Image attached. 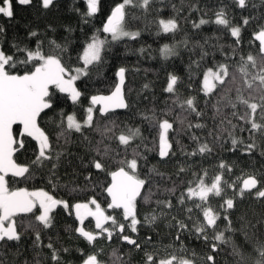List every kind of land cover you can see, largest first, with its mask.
<instances>
[{
  "label": "snow or ice",
  "instance_id": "snow-or-ice-1",
  "mask_svg": "<svg viewBox=\"0 0 264 264\" xmlns=\"http://www.w3.org/2000/svg\"><path fill=\"white\" fill-rule=\"evenodd\" d=\"M84 3V11L73 8L81 32L103 7L102 0ZM55 4L56 0H0V16L11 21L17 7L38 6L45 13ZM155 4L156 0H117L102 27L95 28L91 36L85 34L82 54L75 62L71 53L75 50L76 29L71 25L64 27L66 35L59 40L48 35L55 31L48 24L43 32L28 26L23 39L16 38L7 47L0 44V264H133V253L142 254L136 264H197V258L202 264H219L222 253L232 264H264V216L255 222L246 216L233 219L238 200L247 196L264 202V172L231 180L235 165L223 158L212 175L208 168L178 164L173 179L172 174L155 165L148 168L149 153L158 158V164H166L177 156V149L187 161L212 155L217 144L251 156L257 150V139L261 141L260 155L264 156V12L259 17L241 15L238 21L229 15L230 7L256 8L254 0H232L231 5L218 7L211 17L197 4L188 5L186 20L191 12L200 13L198 19L191 20L192 28L216 25L232 38L227 48L209 45L208 40L191 41L187 36L159 48L165 60L179 56L181 46L198 56L190 58L189 63L190 72L195 65L196 74L202 75L196 95H177L180 77L170 73L164 92L170 94L171 103L166 100L159 110L155 105L146 109L140 114V125L121 126L117 110L133 107L125 91L128 68H115L114 86L108 94H87V81L93 74L97 78L102 74L107 53L125 40H138L142 31L138 22L147 18ZM261 4L264 6V0ZM172 8L175 15L163 18L157 13L153 20L157 35L175 36L181 31L183 5L177 9L173 4ZM249 26L254 27L245 49L243 33ZM5 32L0 26V35ZM213 50L220 52L222 61L215 59ZM202 64L211 66L201 72ZM81 80L85 81L84 89L77 85ZM200 93L203 106L198 100ZM209 107L213 110V128L207 133L211 142L197 134V130L208 127L203 118ZM49 113L51 132L40 123L42 114ZM182 135L188 137L189 145L179 139ZM29 141L35 142L31 157L21 161L18 154L27 156ZM73 143L83 147L88 156L86 162L79 157L81 167L87 170L85 185L72 188L73 192L90 189L84 199H63L45 188L14 186L27 183L39 173L49 185L57 187L58 169L74 155L68 150ZM186 174L191 178L184 179ZM101 175L103 183L96 180ZM97 189L104 194L106 207L98 200ZM213 198H219L215 207ZM141 204L150 207L143 217L138 210ZM58 210L74 214L78 223L70 230L78 234L84 247L66 246L58 236L54 239L48 234L55 229ZM89 217L94 220L93 229L85 226ZM165 221L173 235L169 246L173 251L165 250L161 255L148 248L152 236L141 241L140 230L156 228ZM29 234L33 237V255L22 259L26 249L21 244ZM186 240L204 246L199 257L189 252ZM114 242H118L116 246H112ZM110 246V252L106 251ZM123 246H127L124 251ZM73 254L75 261L66 259Z\"/></svg>",
  "mask_w": 264,
  "mask_h": 264
},
{
  "label": "trees",
  "instance_id": "trees-1",
  "mask_svg": "<svg viewBox=\"0 0 264 264\" xmlns=\"http://www.w3.org/2000/svg\"><path fill=\"white\" fill-rule=\"evenodd\" d=\"M117 0H102V11L99 13L96 18L92 21L91 25L84 27V32L79 30V16L76 12L73 11V8H79L81 11L86 10V5L84 0H56V4L53 8L48 10L45 13H41L38 6L29 7V8H20L17 7L15 10L14 18L9 21L8 19L0 16V26H3L6 29L5 34L0 35V44H4L5 47L8 44L16 39H23L26 35V28L28 26L39 28L40 31H44L46 25L52 24L55 31L49 32L50 37H54L57 40L66 35L64 27L66 25H71L76 31L73 33L75 37L74 42V51L71 55L73 62L76 61L77 55L82 53V45L85 42L86 35L91 36L95 31V28L102 27V22L106 19V15L110 12L112 6ZM257 7H249L247 10H241L235 7L229 8V15L234 16L238 21L241 15H254L259 17L261 12H264V6L261 4V0H254ZM36 3V0H34ZM232 0H156L155 6L151 9V12L148 14L146 19H142L138 22V27L142 30L141 36L136 41H127L121 42L118 45H114L107 53L106 64L100 70L101 75L99 78L93 74L92 79L87 81V94H94L98 91L100 93H108L111 87H113V78L115 68L119 66H125L128 68L126 73V85L125 91L126 96L129 102L132 104L131 110H117L116 119L123 126L124 124L129 125H140L141 123V113L146 109L152 108L153 105L156 106L157 110L165 106V101L167 100L171 103L169 96L170 94L164 92L166 87L168 75L175 74L180 77V80L177 85V95L181 98H184L188 95H196L199 82L202 79V75H197L195 72V65H193V71H189V63L191 59H198V56L193 55L190 51L185 49L183 46L180 47V55L176 57H171L165 60L159 54V48L167 43L174 44L182 40L187 36L191 41H200L203 43L204 40L209 41V45L217 44L218 47L227 48L232 43V38L225 34L223 30H218L217 26L214 24H207L202 26L201 29H193L191 25V20L198 19L199 12H191L189 19V4H197L202 11L208 13L209 17L220 7L222 4L231 5ZM164 4V5H162ZM175 4L177 9H180L183 5L182 10L180 11V25L181 31L177 32L175 36L172 34H161L157 35L156 24L153 23V20L159 16L163 18H168L175 14L173 11L172 5ZM170 12V13H169ZM171 14V15H170ZM254 26H249L243 33L245 49L248 48V41L250 39V33L253 31ZM144 48L145 51L141 53L139 50ZM215 51V59L217 61H222L223 57L220 52ZM211 60V57L208 58ZM211 64H202L201 72ZM191 76V80L189 77ZM105 81V82H102ZM77 85L81 88H85V81H77ZM144 85H148L147 88ZM191 85V87L189 86ZM234 95V93H233ZM63 96V94H61ZM201 106L204 103L203 94L200 93L198 96ZM70 105V102H69ZM69 105L62 104V107H68ZM212 109L209 107L206 110V115L203 118V122L208 125L207 128L197 130V134L201 138H207L211 142V137L207 136V133L213 128V122L211 120ZM228 111V110H226ZM51 113L48 116H43L40 121L41 126L44 127L47 131H52L51 125ZM176 127V125H174ZM147 135V131L144 132ZM174 135V134H170ZM244 137L247 138V134H244ZM98 138V137H94ZM179 139L183 144L189 145L190 141L187 136H181ZM35 144L34 141H29V150L27 156L18 154L19 159L24 161L31 157L32 146ZM257 150L251 156L241 155L240 151L235 153L225 150L227 146H221L219 144L215 145V151L212 155L205 157H193L185 161V157L180 154L177 149V156L174 157L166 164H158V158L154 154L149 153V163L148 168H151L153 165L159 167L162 171L172 174L173 179H176L175 173L178 164H185L186 167L199 168L204 167L209 169V174H213V169H215L219 159L223 158L230 163L235 165L233 174L229 177L231 180H236L239 176L241 178H246L248 175L255 173L260 175L264 172V156L260 155L261 141L257 139ZM175 147V145H174ZM68 150L71 151L74 155L67 157V160L64 164L58 169L57 175L59 177L58 186L53 188L52 185H49L46 178H41L38 173L36 178L28 181L27 183H21L20 187L31 188H45L53 195L58 198L71 199L72 197H77L79 199H84L87 194H90V189H85L82 192H73L72 188L76 186L83 187L85 185L84 176L87 175V170L83 169L79 162V157H83L85 162L88 159V156L85 155V149L83 147L77 146L75 143L68 145ZM190 150V149H189ZM190 174H186L184 179H189ZM97 182L103 183V176L96 177ZM179 182V181H177ZM65 185L67 187H65ZM170 186V185H168ZM98 197V200L101 202L102 206L104 204L105 196L97 189L95 193ZM229 195L231 191L229 190ZM216 200L215 203H213ZM211 203L212 206L217 204L219 198H213ZM74 203L75 200H72ZM238 207L234 210L233 219L237 220L241 216H246L248 219L255 222L256 219L264 216V202H257L251 197H245L243 201H237ZM154 207V205L152 206ZM214 207V206H213ZM139 213L141 217L147 214L150 211L149 206L141 204L139 207ZM31 216V214H29ZM78 222L75 221L74 214L69 216L66 212L58 210V215L56 219V226L54 230H48V234L52 235L53 238L59 237L61 242L69 247L76 248L77 246L84 247V242L77 239L78 234H74L70 230V226H74ZM89 221H85V226L89 228ZM91 224V223H90ZM165 222H159V226L156 228H141L140 238L143 242L144 237L150 235L152 236V244L148 245L149 250H156L161 255L165 254V250L168 252L173 251V248L169 247L173 244V235H170V229L165 227ZM33 237L31 234L24 237L21 247L26 249L24 252V257L27 259L32 258L31 244ZM45 242H47V237H44ZM104 244V241L100 242ZM116 243L112 246H116ZM186 243L189 246V252H195L202 254L204 246L195 240L188 241ZM110 246L106 251L110 252ZM127 246L121 248L124 251ZM14 253V250H12ZM44 252H47V249H44ZM3 255V253H0ZM142 254L133 253L132 259L133 264H136L141 258ZM107 258V257H105ZM66 259L75 261V254L72 256H67ZM219 264H232V261L226 253H222L218 257ZM197 264H202V261L197 258Z\"/></svg>",
  "mask_w": 264,
  "mask_h": 264
},
{
  "label": "rangeland",
  "instance_id": "rangeland-1",
  "mask_svg": "<svg viewBox=\"0 0 264 264\" xmlns=\"http://www.w3.org/2000/svg\"><path fill=\"white\" fill-rule=\"evenodd\" d=\"M101 38H103V36H101ZM82 54V53H81ZM202 80V79H201ZM33 189H36V188H31V189H29V190H33ZM213 203H215L216 202V200H214L213 199ZM104 207H106V204L105 205H103ZM214 207L216 206V205H213ZM90 223L92 224V221H90ZM90 223H89V225H90ZM89 229H93L91 226L89 227Z\"/></svg>",
  "mask_w": 264,
  "mask_h": 264
},
{
  "label": "flooded vegetation",
  "instance_id": "flooded-vegetation-1",
  "mask_svg": "<svg viewBox=\"0 0 264 264\" xmlns=\"http://www.w3.org/2000/svg\"><path fill=\"white\" fill-rule=\"evenodd\" d=\"M86 221H89V222L92 221V224L90 225L92 228H94V220L91 217H89Z\"/></svg>",
  "mask_w": 264,
  "mask_h": 264
},
{
  "label": "water",
  "instance_id": "water-1",
  "mask_svg": "<svg viewBox=\"0 0 264 264\" xmlns=\"http://www.w3.org/2000/svg\"><path fill=\"white\" fill-rule=\"evenodd\" d=\"M106 20V19H105ZM103 94V93H102ZM104 94H108V93H104Z\"/></svg>",
  "mask_w": 264,
  "mask_h": 264
},
{
  "label": "bare ground",
  "instance_id": "bare-ground-1",
  "mask_svg": "<svg viewBox=\"0 0 264 264\" xmlns=\"http://www.w3.org/2000/svg\"><path fill=\"white\" fill-rule=\"evenodd\" d=\"M162 5H164V4H162ZM170 13V12H169ZM171 15V14H170ZM175 15V14H174Z\"/></svg>",
  "mask_w": 264,
  "mask_h": 264
}]
</instances>
